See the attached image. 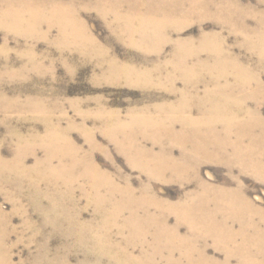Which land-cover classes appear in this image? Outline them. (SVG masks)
Returning <instances> with one entry per match:
<instances>
[{
	"label": "rangeland",
	"instance_id": "374dc122",
	"mask_svg": "<svg viewBox=\"0 0 264 264\" xmlns=\"http://www.w3.org/2000/svg\"><path fill=\"white\" fill-rule=\"evenodd\" d=\"M229 1L216 0L215 4L210 5L208 12L204 13L203 11V14L199 16L197 14L189 16V14L187 15L189 17L174 18L169 33L170 40L165 42L164 46H133L129 44L125 34L113 21L114 18L111 15L102 16L90 5L88 0H75L74 6L78 22L93 37L96 48L91 44L75 46L73 43L68 42L69 45H67V42H60L58 29L56 27L48 28L47 25H42L37 32L33 31L34 34L27 32L26 35L7 31L0 27V98H6L9 101L18 99L21 102L29 99L32 103L35 100H40L39 102L42 104L41 114L35 108H28L27 112L20 109H10L6 113L0 112L1 155L4 159L12 160L20 148L35 149V157L24 154L25 165L31 168L36 159L44 157L39 137L41 138L45 134L47 126L51 123L52 126H59L60 130L67 132L69 141L80 151L81 157H86L91 153L94 163L119 186L127 183L136 191L148 186L152 197L169 206L182 205L191 194H199L200 191L192 180L187 183H181L177 181V178L171 177L158 180L142 172V168L130 161L118 149L114 141L104 134V116L100 113H112L125 122H129L132 115L135 114H149V117H155V119L159 117L166 119L165 117L174 114L164 110L159 115L158 107L176 108L181 102L180 92L194 94L196 91L199 94L198 98L191 97L187 99L190 103L187 100L185 102L188 103V109L193 117L199 116L200 111L207 112L213 106V102H219L228 108L224 109L229 110L234 107V103L230 101L231 98L232 100L242 98L245 110L256 111L264 119V91L261 90L264 89V46H255L257 40L254 34H250L249 40L246 38L248 31L258 29L261 24L260 13H264V0H233L242 9V21L248 29L246 31L238 29L240 25H236L238 28L232 26L235 23L230 24L228 18L223 19L224 9ZM259 31H261L259 34L264 36V27ZM202 36L214 37L209 41L207 38L206 44H221L220 50L223 52L224 60L226 62L227 60L234 61L235 68L240 69L249 78L248 90L242 88L243 79L236 80L229 74L225 81L220 82V85L226 87L222 97L214 95V92L205 96V91H211L214 88L213 78L215 76V78H219L225 73L219 74L223 67L214 63L213 51L198 48L196 40ZM177 43H182L183 46L174 45ZM178 50L182 55L194 50L199 52L200 65L196 66L193 74L194 78L200 82L199 84L197 82L195 87L192 83L186 82L187 79L180 71L179 58L175 56ZM112 62H116L118 66L150 72L149 83L128 81L125 74L113 76L115 73L110 72ZM189 65L194 66L195 61L189 59ZM228 65L230 66L229 62ZM211 67H215L213 71ZM169 73L174 75L176 83L173 81L171 84L168 81ZM213 127L211 130L214 133L217 132L218 140L223 141V135L225 136L222 132L223 129L219 126ZM174 129L177 132H182L179 124H176ZM138 131H141L138 132L139 134L148 138L142 140V145L146 146L145 148L153 149L154 152L160 151V147L154 145L156 139L152 133L141 128ZM263 131L262 127L256 129L258 140L262 143H264ZM87 133H91L95 141L96 147L93 149L88 143ZM19 139L27 140V143L20 144ZM160 141L165 147H169L166 145L168 144L166 140L160 139ZM233 143L235 140L231 138L227 147L222 144L226 148V155L228 150H231L229 146ZM255 146H258V143ZM205 147L208 150L207 144ZM171 152L175 159L180 158L178 147H173ZM188 158L186 164L198 167L199 177L208 186L215 189L234 190L248 202L255 210L252 216L249 209L248 217L252 216V221L262 234L264 229L263 221H261L264 214V177L259 178L252 173L239 171L236 166L230 164L227 158V163L202 161L193 156H188ZM54 164L56 165L55 161ZM40 190L41 204L46 207L48 198H51L53 207L59 215L60 223L54 230L49 226H43L39 216L40 212L31 209L32 205L29 204V199L23 200L22 204L26 211L32 215L31 222L24 225L22 218L14 217L10 224V229L13 232L9 234L8 240L4 242L3 246L8 252L11 264H117L113 261L111 253L103 251V248L105 249L104 242L98 241V237L104 235L102 233L105 228L102 229L101 224L109 215L106 213L103 217L98 216L95 207L87 203L83 192L88 190L83 180H78L74 185L72 194L74 202L69 201L62 188L48 190L45 185H41ZM29 191L26 182V186L20 194L24 197L25 194L30 193ZM117 199V196L114 197V203L117 202ZM13 201L9 199V196L0 193V212L10 214L13 210ZM106 207L107 205L104 204V211H106ZM159 210L158 207H151L150 213L155 215L154 218H158L161 214ZM161 210L163 211V209ZM207 210L215 212L216 206L210 204ZM164 212L163 215H165L161 218L168 219V226H174L176 224L175 215L167 213L165 210ZM75 214L79 215L82 231L74 226H68L65 221L69 216ZM217 219H220L219 215ZM237 224L240 226L238 221L229 220L227 227L230 228L232 225L234 230H237L239 228ZM106 229H109L107 242L111 245L123 243L124 237L122 236L128 235L127 231L118 234L116 225ZM179 233L181 236H190L185 224L179 225ZM83 237L84 244L87 246L82 243ZM152 245L153 238L148 235L143 248L136 246L135 249L129 251L133 256H139L143 251L152 254ZM163 246V243L158 242V249L161 253L155 257L156 264H166L168 254L166 249H161ZM195 246L202 251L203 258L208 264H241L242 247H246L253 262H256L254 264H264V241L258 240L256 236H251L250 241L244 246L240 238L234 239L229 243V248L234 249L233 253L225 247H216L210 240L197 241ZM178 258L179 255L175 254L172 259L175 261ZM198 258L196 257V259Z\"/></svg>",
	"mask_w": 264,
	"mask_h": 264
},
{
	"label": "bare ground",
	"instance_id": "6f19581e",
	"mask_svg": "<svg viewBox=\"0 0 264 264\" xmlns=\"http://www.w3.org/2000/svg\"><path fill=\"white\" fill-rule=\"evenodd\" d=\"M74 1L1 0L0 27L7 31H14L18 34L23 33L26 35L27 32H37L42 25H47L48 28L56 27L58 29L60 42L73 43L75 46L91 44L95 47V40L76 18ZM88 1H90V5L102 16L111 15L114 18L113 21L121 29V32L125 34L126 41L133 46H164L163 44L170 40L169 33L172 29L174 18L185 17L189 14V16L193 14L199 16L203 14V11L204 13L208 12L210 5L216 3V0ZM224 11L223 19L228 18L230 24L235 23L232 26L237 27L236 25H240V28H237L242 31L248 30L242 21V9L236 2L230 0ZM260 14L262 20L259 28L246 33L247 40L250 39V34L256 36L257 41L255 42V46H264V36L259 34L261 32L259 29L264 27V13ZM219 18L222 19L221 16ZM207 38L208 41L214 39L213 36H202L196 40V44L198 48L213 51L214 63L216 65L220 64L218 66L223 67L222 72L219 74H225L220 75L221 77L219 76V78H215L216 76L214 78L212 77L214 88L211 91H205V96L213 92L214 95H223L222 93L226 91V87L220 85V82L222 80L225 81L229 74L236 80L243 79L244 83H240L242 84V88L247 89L249 87V78L240 69L235 68L236 63L234 61L227 60L226 62L224 60L223 52L220 50V43H215V45L212 43L206 44ZM174 45L183 46L182 43ZM197 50L183 55L179 50L175 53V56L179 58L180 71L187 79L186 82L189 84L192 83L194 87L197 85V82L198 84L200 82V80L197 81L194 78L193 74L196 66L200 65V56ZM189 59L195 61L194 66L189 65ZM225 63L227 65H224ZM110 67V72L115 73L113 76L125 74L128 81L149 83L148 78H150V72L148 71L118 66L116 62H112ZM214 68L211 67L212 71ZM227 72L228 74H226ZM172 74L168 75L167 78L171 84L175 78ZM261 90L264 91V89ZM180 93L181 102L176 108L172 107L170 109L171 106H168L166 109H164L166 106L157 108L159 115L164 110L174 114L173 116L169 115L170 117H165L166 119L160 117L155 119V117H149V114H135L132 115L129 122H125L112 113H100L104 116L103 132L110 140L114 141L118 149L130 161L142 168V172L147 173L151 178L163 180L171 177L177 178V181L181 183H187L192 180L200 191L199 194L196 192V195L191 194L189 199L182 205L169 206L160 203L152 197L148 186H143L144 188L140 191L134 190L127 183L119 186L94 163L91 153L86 157H81L80 151L69 141L67 132L60 130L58 128L59 126H52L50 123V125H46L47 129L45 134L41 138L38 135L41 142L40 148L44 151V157L42 159H36L31 168L25 165L26 157L24 154L28 156L30 154V156L33 155L35 157V149H29V147L18 148L19 150L17 149L18 151L12 160L4 159L0 152V193L4 196H9V199L12 201L14 200L13 210L10 214L0 212V264H11L8 252H6L3 244L8 240L9 234L13 232L10 229L13 218H22L24 225L31 222L30 218L32 215L26 211V208L22 204L23 200L29 199V204L31 203L32 205L31 209L35 212H40L39 216L42 225L45 227L49 226L54 230L57 228L58 223H60V218L53 207L54 204L51 198H48L46 204L48 207H43V204H41L40 186L45 185L48 190L62 188L65 190L63 193H66L69 201L74 202L72 198L74 185L80 179L84 181L86 189L88 190L83 192L87 203L95 207L98 216L103 217L106 213L109 215L101 224L102 229L105 228L102 233L104 235L98 237V241L104 242V244L101 243L105 246L103 251L111 253L113 261L117 264H156L155 257L161 253L158 249V242L163 243L164 246L161 249H166L168 254L166 256V264H208L203 258L202 251L195 246L197 241L210 240L216 247H225V249H230L229 243L233 242L236 238L242 240L243 246L250 241L251 236H256L258 240L264 241V229L261 232L262 234H260V231L256 228V224L252 221L255 210L239 193H235L234 190L230 189H215L208 186L199 177V168L186 164L187 159H189L188 156L214 163H227V158L230 164L236 166L239 171L252 173L259 178L264 177V143L258 140L256 134L257 128H264V119L256 111L249 112L245 110L243 105L244 100L242 98L234 100L231 98L230 101L234 103V107L229 110H226L228 108L222 106L219 102H213V106L207 112L200 111L199 116L193 117L190 114V109H188V103L186 104L185 102L191 97L198 98L199 94L196 91H194V94L185 91ZM39 101L35 100L32 103L28 99L24 103L18 99L9 101L6 98H0V112L6 113L10 109H20L25 112L28 108H35L41 114L42 111L40 109L42 108V104ZM188 102L190 103V101ZM176 124H179L182 128L181 133L180 131H175L174 126ZM213 126H219L223 129L222 132L225 134V136L223 135V141H219L216 136L217 132L214 133L211 130L214 128ZM140 128L155 136L156 141L154 145L160 147L159 152H154L153 149H147L145 148L146 146L144 147L142 145V140L148 138L138 133L141 132L138 131ZM86 136L91 149L95 148L96 144L92 134L87 133ZM231 138L235 140V143L229 146L231 150H228L229 152L226 155V148L222 144L227 147V143ZM24 139H19L20 144L27 143V140ZM160 139L166 140L168 142L166 145H169V147H165ZM245 142L247 143L245 144ZM256 143H258V146H255ZM205 144H207L208 150ZM173 147L179 148L180 158L175 159L173 157L171 152ZM26 182L30 193L22 197L20 192L26 186ZM83 187L85 188V186ZM116 196L118 199L114 203V197ZM104 204L107 205V212L104 211ZM210 204L216 206L215 212L207 210ZM151 207H158L160 210L163 209V211L159 210L161 214L158 218H154L155 215L153 216L150 213ZM249 209L252 216L248 217ZM164 210L167 213L175 215L176 224L174 226H168V219L161 218V216L164 217L165 215H163L165 213ZM218 215L220 219H217ZM229 220L238 221L240 223V226L237 224L239 228L234 230L232 225L228 228L227 222ZM65 221L68 223V226H74L78 230H83V227L81 229V224H79L78 214L69 216ZM261 221H263L264 225V214L261 217ZM181 224H185L188 227L190 236L185 237L180 235L179 225ZM112 225H116L118 234L127 231L128 235L122 236L124 237L123 243L126 244L127 249L122 245L123 243L111 245L107 242V231L109 229L107 230L106 228ZM148 235L153 238V253L148 254L143 251L139 256H133L129 250L135 249L136 246L143 248ZM84 242L83 237L82 243L84 244ZM122 247L124 248L122 249ZM230 250L232 253L234 252V249ZM241 253V264L256 263L253 262L246 247H242ZM175 254H178L179 258L174 261L172 258ZM196 257L199 258L196 259Z\"/></svg>",
	"mask_w": 264,
	"mask_h": 264
}]
</instances>
